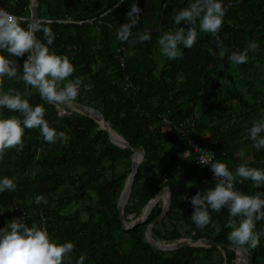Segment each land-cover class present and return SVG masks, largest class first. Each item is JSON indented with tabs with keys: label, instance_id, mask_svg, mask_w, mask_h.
Wrapping results in <instances>:
<instances>
[{
	"label": "trees",
	"instance_id": "obj_1",
	"mask_svg": "<svg viewBox=\"0 0 264 264\" xmlns=\"http://www.w3.org/2000/svg\"><path fill=\"white\" fill-rule=\"evenodd\" d=\"M133 2L142 9L133 37L148 32L151 39L122 43L117 29L128 22L126 14ZM193 2L125 0L117 8L119 0H109L104 9L107 0H40L39 21L47 22L55 34L50 50L68 56L73 64L69 79L83 81L74 103L98 109L114 132L133 148L145 150L125 215L139 216L169 186L172 204L153 227L155 238L173 242L207 237L230 244L227 208L218 213L210 210L212 224L204 229L191 219V198L214 188L216 180L198 163L199 154L189 141L197 139L233 173L241 164L264 170V149L254 148L247 138L252 123L264 119V0H221L226 13L217 35L226 50L223 58L217 38L201 32L197 22L194 46L181 45L182 57L169 60L158 39L165 32L189 27L183 21L176 25L174 15ZM0 8L31 20V0H0ZM22 26L27 24L22 21ZM36 36L46 43L42 32ZM253 42L258 46L255 51L249 47ZM245 49L246 63L235 65L229 60L232 52ZM26 58L27 54L14 58L21 70ZM3 88L20 91L33 107L43 106L50 127L64 131L69 140L50 144L39 129H25L22 150H9L0 160V179L7 176L16 184L14 191L0 193V228L17 218L28 226L45 227L53 241L75 245L72 264L80 256L85 257L84 264L236 263L237 253L229 248L163 251L153 246L146 231L162 212V200L144 223L125 229L118 202L131 172L133 150L115 144L95 119L76 110L62 114V109L71 108L46 103L36 89L22 82L4 78ZM12 116L19 113L0 110V118ZM235 190L255 195L264 187L237 178ZM38 195L47 205L36 204ZM260 230L264 221L256 224V231ZM245 248L249 264H264V236L257 248Z\"/></svg>",
	"mask_w": 264,
	"mask_h": 264
},
{
	"label": "clouds",
	"instance_id": "obj_2",
	"mask_svg": "<svg viewBox=\"0 0 264 264\" xmlns=\"http://www.w3.org/2000/svg\"><path fill=\"white\" fill-rule=\"evenodd\" d=\"M124 2L125 0H119L115 7H120ZM141 11L138 4L133 2L126 14L128 22L117 29V39L122 43L137 44L151 39L148 32L133 37L132 29L136 26ZM225 13L226 8L221 0H195L174 15L176 25H181L183 21L189 27L181 26L175 32H165L158 39L161 53L169 60L182 57L181 45L184 48L194 46L197 40L196 25L199 22L201 32L211 33L217 38L221 49L219 55L223 58L226 50L217 34L222 28ZM22 21L27 24L26 28L22 26ZM46 24L45 21L17 17L0 8V110L19 113V116L0 118V160H3L9 150H22L25 129H39L44 141L50 144L67 143L69 140L64 131L58 132L50 127L45 119L43 106L33 107L20 91H5L3 88L4 78H7L36 89L40 98L49 104L67 106L77 100L83 81L80 78L69 79L75 71L69 57L50 50L49 46L54 43L55 34ZM37 32L43 33L46 43L37 38ZM249 47L255 51L258 46L253 42ZM247 52L248 49L232 52L228 58L233 64L240 65L247 62ZM26 54L27 58L21 70V65L14 58H23ZM84 87L88 89L90 85ZM262 134L264 119L254 121L247 131V138L256 149H264ZM210 164L216 184L214 188L198 192L191 198L190 203L194 207L191 215L193 223L197 228L204 229L212 224L210 210L218 213L227 208L229 220L225 227L231 229L227 237L231 246L257 248L261 236H264V230L256 231L257 222L264 221V191L255 195L242 194L235 190V182L237 178L240 183L250 180L256 188H262L264 170L241 164L233 173L222 162ZM15 188L13 179L7 176L0 179V193L14 191ZM160 200L163 202L162 198ZM35 202L45 205L48 203L42 195L36 196ZM126 217L133 220L135 215ZM212 226L218 228L216 224ZM74 248L72 242L57 243L46 229L36 224L28 226L18 218L0 228V264H72ZM84 259V256H80L75 264H84Z\"/></svg>",
	"mask_w": 264,
	"mask_h": 264
},
{
	"label": "water",
	"instance_id": "obj_3",
	"mask_svg": "<svg viewBox=\"0 0 264 264\" xmlns=\"http://www.w3.org/2000/svg\"><path fill=\"white\" fill-rule=\"evenodd\" d=\"M108 3H109V0H107L106 6L104 7V9L107 8ZM39 8H40V0H31V17H30L31 20H39ZM151 31H154V30H151ZM67 106H71L77 109L78 111L84 113L85 115L90 116L93 119H95L98 123H100L101 127H103V129H105L108 132L110 139L115 144L123 146V147H129L134 151L131 172L125 182V186L123 188V191L121 192L119 202H118L119 219L122 222L123 227L125 229L133 228L141 223H144L147 220L148 216L153 211V209L158 204L159 200L162 198L163 199L162 212L155 219V221L151 222L148 225L147 231H146L147 240L150 243H152L153 246L163 251H175V250L185 248L188 246H204V247L217 246L219 248H229V249L235 250L237 253V262L235 264H237L240 261L242 262V264H249V252L246 248H237V247L231 246V244L220 243L213 239H209L207 237H201L198 239L187 237V238H181L173 242H167V241L159 240L155 238L153 234V227L155 226V224H157L159 221H161L166 216L172 204V193H171V189L169 186L163 188L159 193H157L144 207L142 213L139 216L135 217L133 220H130L131 217H126L125 216L126 205L131 195L135 177L144 159L145 150L133 148L131 144L119 132H117L116 130L114 132L113 131L114 128H113L111 121L107 120L104 114L98 109L90 107V106H86L83 104L74 103V102L73 104L67 105ZM140 152H142L141 156L139 155Z\"/></svg>",
	"mask_w": 264,
	"mask_h": 264
},
{
	"label": "built area",
	"instance_id": "obj_4",
	"mask_svg": "<svg viewBox=\"0 0 264 264\" xmlns=\"http://www.w3.org/2000/svg\"><path fill=\"white\" fill-rule=\"evenodd\" d=\"M169 124L170 123L167 122V126ZM189 142H190V145L192 146V148L194 149V151L199 154L198 155V158H197L198 163H201V162L217 163L216 160H215V158H214V155H213L212 151L211 150H204L201 147V145L198 143V140L197 139L192 138V139H190ZM210 163L209 164H204V165L207 167V170L213 175V172L211 170V164ZM213 177H214V175H213ZM43 228L46 229L45 227H43Z\"/></svg>",
	"mask_w": 264,
	"mask_h": 264
},
{
	"label": "bare ground",
	"instance_id": "obj_5",
	"mask_svg": "<svg viewBox=\"0 0 264 264\" xmlns=\"http://www.w3.org/2000/svg\"><path fill=\"white\" fill-rule=\"evenodd\" d=\"M114 7H115V5H114ZM113 7V8H114ZM113 8H111V10L113 9ZM6 10V9H5ZM7 11V10H6ZM110 11V10H109ZM9 12V11H8ZM69 21H71L70 19H69ZM92 21V20H91ZM91 21H89V22H91ZM121 65L122 66H124V63L122 62L121 63ZM62 106V105H61ZM64 107H68V108H71V110H69V111H67V110H63L62 109V111H61V113L62 114H71L72 113V111H74V110H76V111H78L77 109H75V108H73V107H71V106H65V105H63ZM79 113H82V112H80V111H78ZM82 114H84V113H82ZM85 115V114H84ZM90 117V116H89ZM92 118V117H91ZM106 118V117H105ZM100 124V123H99ZM103 128V127H102ZM114 131V130H113ZM121 147H123V146H121ZM125 148H129V147H125ZM141 150H143V149H141ZM133 153H134V151H133ZM141 154H142V152H140L139 153V155L141 156ZM145 157V156H144ZM133 158V157H132ZM128 178V177H127ZM127 180V179H126ZM129 229H131V228H129ZM237 264H242V262L240 261V262H238Z\"/></svg>",
	"mask_w": 264,
	"mask_h": 264
},
{
	"label": "rangeland",
	"instance_id": "obj_6",
	"mask_svg": "<svg viewBox=\"0 0 264 264\" xmlns=\"http://www.w3.org/2000/svg\"><path fill=\"white\" fill-rule=\"evenodd\" d=\"M161 201V200H160Z\"/></svg>",
	"mask_w": 264,
	"mask_h": 264
}]
</instances>
